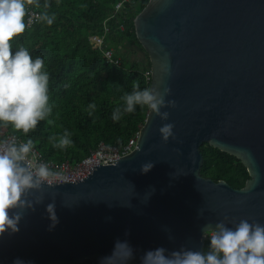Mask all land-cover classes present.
<instances>
[{"label":"water","instance_id":"95a60500","mask_svg":"<svg viewBox=\"0 0 264 264\" xmlns=\"http://www.w3.org/2000/svg\"><path fill=\"white\" fill-rule=\"evenodd\" d=\"M133 23L150 87H168L175 107L161 109L167 120L149 109L130 153L47 189L44 204L55 193L59 223L48 230L44 204L26 211L19 232L0 236V264H79L110 254L118 238L138 261L157 246L203 249L202 226L225 214L264 223V0H148ZM164 123L176 137L167 143ZM204 143L241 160L243 187L201 175ZM147 161L154 166L141 174Z\"/></svg>","mask_w":264,"mask_h":264},{"label":"clouds","instance_id":"9594fccd","mask_svg":"<svg viewBox=\"0 0 264 264\" xmlns=\"http://www.w3.org/2000/svg\"><path fill=\"white\" fill-rule=\"evenodd\" d=\"M32 2L0 0V126L10 127L25 136L41 121L51 125L53 120L50 117L55 107L50 97V74L44 58L33 57L23 45L13 48V37L25 31L26 5ZM54 20L55 15L46 11L35 17L37 23L48 26ZM161 68L165 74L168 73L167 65ZM169 92L168 87L162 91L158 87L141 89L133 83L132 91L121 97L122 105L113 109L111 119L119 121L123 114L134 113L137 107H147L161 120H167L169 112L161 109L175 107V101L165 99ZM95 108L94 103L87 105L85 111L88 116L93 115ZM173 128V123H164L159 128L163 142L167 143L170 137L176 138ZM71 137L72 133L64 129L61 134L50 136L49 140L54 149L65 150L73 145ZM153 166L152 161L144 162L140 166L141 174L148 173ZM61 176L60 171H54L48 164L35 159L30 138L26 141L14 135L0 138V236L19 232L25 212H35L38 205L44 204L45 191L61 185L64 182ZM154 191L150 188L144 194L146 201ZM52 195V200L44 204L49 231L59 223L55 193ZM63 206L72 207L67 202H63ZM198 215H203V210H198ZM164 231L172 240L170 230L165 228ZM201 239L208 242L206 250L185 244L175 249L157 246L139 254L137 264H264V223L257 220L225 214L214 223L208 221L202 226ZM137 252L127 239L118 238L110 254L101 257L98 264H134ZM11 264L31 262L15 257Z\"/></svg>","mask_w":264,"mask_h":264},{"label":"trees","instance_id":"16d2710c","mask_svg":"<svg viewBox=\"0 0 264 264\" xmlns=\"http://www.w3.org/2000/svg\"><path fill=\"white\" fill-rule=\"evenodd\" d=\"M117 1L33 0L26 5L25 23L29 10L55 15L51 26L35 21L26 25L25 31L12 41L13 48L23 45L33 57L44 58L50 74V97L55 102L50 117L53 123L41 121L27 136L0 126V138L9 134L22 141L30 138L45 160L76 163L89 155L99 142L121 147L140 131L149 111L147 107H137L134 113H125L115 122L111 113L122 105L121 97L132 91L133 83L141 89L150 87V78L145 72L150 71L151 62L136 37L133 23L148 0H128L113 13ZM106 19L108 31L102 48H111L120 65L108 62L102 50L93 48L89 41L90 35L103 33ZM89 103L96 105L91 117L85 111ZM64 129L72 133L73 145L65 150L54 149L49 137L61 134ZM200 149L202 176L214 181L225 180L234 188L244 186L249 174L239 158L206 143ZM207 243L205 240L204 250Z\"/></svg>","mask_w":264,"mask_h":264},{"label":"built area","instance_id":"2783aa9c","mask_svg":"<svg viewBox=\"0 0 264 264\" xmlns=\"http://www.w3.org/2000/svg\"><path fill=\"white\" fill-rule=\"evenodd\" d=\"M128 0H119L114 4V12L116 13L120 8L123 6L125 2ZM39 13L35 10H29V14L27 17V26L32 25L35 22V17ZM103 21V33L101 35H90L89 41L92 44L93 48H98L102 50V56L108 62L114 63L116 65H120V59L115 58L113 54V50L103 49V38L105 33L108 31L106 26V21ZM122 29V27H120ZM146 75L150 78L151 71H146ZM6 136H13V135H6ZM5 136V137H6ZM139 137V131L136 132L131 138L127 140V142L122 145L121 147H116L115 145H109L103 141L99 142L97 147L90 152L89 155L84 157L82 160L76 163H71L68 160H64L62 162H53L52 160H45L42 157L40 151L34 148L35 159L38 162L46 163L52 168L54 171H60L62 173L61 179L63 181H77L81 180L82 178L86 177L95 166L100 164H112L117 161L120 157L130 153L134 148L137 147V140ZM20 140V139H19ZM22 141V140H21ZM99 259L97 260H86L81 264H98ZM138 261H134V264H137Z\"/></svg>","mask_w":264,"mask_h":264}]
</instances>
